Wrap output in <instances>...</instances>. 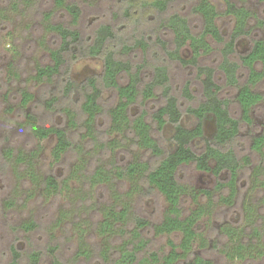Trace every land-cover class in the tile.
<instances>
[{"label":"trees","instance_id":"obj_1","mask_svg":"<svg viewBox=\"0 0 264 264\" xmlns=\"http://www.w3.org/2000/svg\"><path fill=\"white\" fill-rule=\"evenodd\" d=\"M56 1L59 7L69 13L73 23L77 24L82 13L79 4L66 0ZM138 1L140 4L134 11L138 18L144 13L151 14L146 9L164 12L171 2V0ZM126 3L124 13L133 18L134 15L132 16L130 11L136 2L126 0ZM191 11L201 19L199 33L194 32L188 15L176 11L161 19L163 27L172 34V48L167 47L166 42L159 39L168 60L191 65L200 79L202 101L196 106H187L184 111L178 96L174 93L168 65H155L150 79L145 82L141 75L143 65L135 67L129 60L117 57L116 44L121 43L122 37L112 25H100L93 35L86 39L77 28L60 23L49 24V29L56 32L59 43L57 48L50 50V63L37 67L35 78L38 81H52L61 75L64 67L67 66L66 70H70L73 63L83 58H101L103 61L101 73L88 76L80 82L69 75V70L66 71L68 74L62 89L64 99L69 102L72 98L81 96L78 109L75 110L70 105L63 107L70 126L84 127L88 132V138L93 142L94 150L101 148L115 155L109 167L99 163L91 168L90 173H86L88 163L82 164L83 166H76L71 175L79 180L84 178L83 181H87L91 187L97 185L112 187L116 200L101 208L102 219L95 228V233L103 238L98 249L103 264H214L211 259L195 253L198 244L203 249L209 246L208 239L203 236L198 222L204 215L212 212L218 201L230 206L235 205L234 198L241 172H245L252 163L250 155L240 157L234 148V143L241 135L243 123L250 128V149L257 154L263 152L264 121L257 124L252 112L258 110L264 101V92L258 89L264 80V39H252L249 49L240 53L238 59L235 58L238 54V41L251 32L248 28L251 11L245 6L226 0V10L223 13L234 20V27L227 38L217 21L221 13L211 0H197ZM209 37L221 44L217 68L200 61L201 57L208 56L214 51ZM186 44L192 49L190 58H185L181 54V49ZM136 45L148 47L141 38L136 39L133 46ZM124 46L125 49L133 47L126 43ZM217 71L223 77V84L217 80ZM126 75L127 81L122 83L121 78ZM107 90L113 92L116 102L105 112L102 99ZM223 91L235 93L241 112L240 118L231 113L230 99L223 97ZM21 95V106L27 107L34 95L27 90H22ZM182 95L188 100L195 98L190 82L183 86ZM157 96H161L163 103L153 111L151 115L153 122L148 120L146 110L132 113V107L139 99L145 102ZM59 100V97H54L48 105L54 108ZM79 112L83 115L80 123ZM101 116L107 118L108 132L119 133L121 139L113 137L99 141L97 121ZM184 120L191 121L192 124H185ZM207 121L214 123L211 135L205 132ZM25 122L33 135L40 140L56 135L57 143L52 150L56 161L62 159L73 147L69 129L58 125H42L38 117L29 112H25ZM168 124L174 126V132L171 135L172 148L166 151L160 140L155 137L154 131L156 129L163 132ZM198 141L203 144L201 151L196 150ZM128 145L157 159L153 161L139 155L120 165L117 163L116 153L118 149L126 150L125 147ZM5 155L9 162L14 160L17 164L23 165L24 170L33 176V180L39 181L48 195H56L69 186L68 178L60 180L54 175L38 177L36 169L33 168L36 151L30 153L19 151L16 154L9 149ZM262 163L253 169V174L263 184ZM187 166H193L200 171H212L217 177L216 189L227 190L229 194L216 199L212 190L202 189L200 195H204L208 202L199 204L186 213L183 203L186 198L196 195L192 185L180 180V171ZM116 181L128 182L129 190L125 193L117 190ZM154 191H157L166 203L165 210L156 223L135 211L138 198L153 194ZM246 209L250 213L253 208L248 206ZM130 223L134 224L131 230L127 228ZM37 227L38 224L34 220L21 226L28 232ZM146 229L154 231L156 235L179 233L181 239L179 242L169 239L170 249L163 254L157 250H147L149 241L143 236V230ZM127 235L130 237L121 245L115 244L116 238H125ZM263 236L264 230L257 220L250 219L243 228L226 225L222 228V238L226 240L222 252L228 260L236 258L243 261L256 260L264 256ZM10 250L11 259L8 264H21L23 256L21 250L16 245L11 246ZM48 251L52 257V264H64L56 253V247H49ZM81 253L90 258L92 250L85 244ZM41 258L42 251L33 250L28 254V264H40Z\"/></svg>","mask_w":264,"mask_h":264},{"label":"rangeland","instance_id":"obj_2","mask_svg":"<svg viewBox=\"0 0 264 264\" xmlns=\"http://www.w3.org/2000/svg\"><path fill=\"white\" fill-rule=\"evenodd\" d=\"M75 2L81 7L82 13L77 24L65 9L59 7L56 0H0V264H8L11 259V246L16 245L22 252L21 264H28V254L33 250L42 251L40 264H52L49 247H56V253L64 264H103L98 255L99 245L103 242L102 236L95 233L97 223L102 219L101 208L116 200L109 185L91 187L87 181L72 177L76 166L87 164L86 173L99 163L109 164L115 158L105 149L94 150L93 142L88 138V132L84 127H71L64 106L78 109L81 96L72 98L69 102L62 95L63 82L68 70L63 68L61 75L52 81H38L35 78L39 65L49 64L50 50L57 48L59 39L56 32L49 29V24H64L79 29L87 39L102 24H110L121 35V43L116 44L118 58L129 60L135 67L143 65L141 75L145 82L150 79L153 67L158 64L168 65L171 84L174 93L178 96L180 106L184 111L187 106H196L202 101L200 79L196 70L191 65H183L179 61L168 60L165 49L159 39L166 42L167 47L172 48L173 39L171 32L163 27L161 19L179 11L188 15L191 19L194 32L201 31V19L192 13V5L197 0H171L168 9L164 12L146 11L149 15L140 16L134 12L140 1L135 0V7L131 8L133 18L124 13L126 0H66ZM138 1V2H137ZM221 15L218 25L227 38L234 27V20L223 12L226 10V0H211ZM232 2L247 7L252 15L248 23L251 30L248 36L242 37L237 43L239 54L247 51L252 39H264V0H231ZM143 39L148 47L135 45L136 39ZM214 51L208 56L201 57L200 61L217 68L220 61L221 44L210 37ZM125 43L133 46L125 49ZM185 58L192 56V49L186 44L181 49ZM69 75L76 81H83L88 76L99 74L103 71L101 58H83L71 65ZM244 79V78H243ZM217 80L224 83L221 73L217 71ZM127 81V75L121 78V82ZM191 83L195 98L188 100L182 95V88ZM258 89L264 92V80ZM27 90L34 95L27 107L21 106V91ZM223 97L230 99L231 113L241 117L239 105L234 92L223 91ZM54 97L59 101L54 108L48 102ZM116 102L112 91H105L102 99L105 112ZM163 99L157 96L154 99L142 102L139 99L132 107V113L147 111L148 120L152 121V113L161 104ZM25 112L36 115L42 125H58L69 129L73 141V147L56 161L52 150L57 143L56 135L45 139L36 138L25 122ZM79 123L83 115L79 112ZM254 121L259 124L264 121V101L258 110L252 112ZM191 125V121L184 120ZM107 118L101 116L97 121V134L99 141H106L113 137L121 139L119 133L108 132ZM214 131V123L207 121L205 132L211 135ZM174 126L168 124L163 132L155 129L154 135L160 140L166 151L171 150V135ZM251 132L249 126L242 124L241 135L234 143L240 157L250 155L252 163L245 172H241L238 190L232 205L218 203L212 208L210 214L204 215L199 220L201 232L208 239L207 248H195V253L205 256L214 264H264V256L256 260L226 259L222 248L226 240L222 238V228L233 225L243 228L251 220L259 221L264 230V183L258 181L253 174V169L260 162L264 166V149L257 154L250 149ZM203 144L197 142L196 150L201 151ZM125 149H118L116 153L117 163L124 165L134 157L143 155L145 159H157L135 147L129 145ZM12 149L17 154L19 151L30 153L36 151L33 159V168L38 177L54 175L60 180L68 178V187L56 194L48 195L39 181L33 180L32 175L24 170L23 165L16 161L9 162L6 159V151ZM91 151V152H90ZM93 152V153H92ZM91 154V155H90ZM263 158V159H261ZM154 161V160H153ZM225 174H223L224 176ZM180 180L195 188V196L186 198L183 203L185 212L195 209L199 204H206L208 199L200 195V190L210 189L215 198L221 195L227 196L229 191L216 189L217 177L212 171H200L193 166H187L180 171ZM263 178V177H261ZM257 179V180H256ZM116 189L122 193L129 190L128 182H115ZM137 197V196H136ZM137 199V198H136ZM245 206H252L249 210ZM166 203L157 192L138 198L135 203V211L148 217L153 223L160 220ZM36 221L38 227L32 231H25L22 224ZM134 224L127 228L131 230ZM143 236L148 239L147 250H157L166 253L170 246L168 240L179 242V233L156 235L154 231L143 230ZM125 238H116L115 244L121 245ZM264 244V236L262 238ZM87 244L92 250V255L87 258L81 253L82 247ZM116 257V254L114 255Z\"/></svg>","mask_w":264,"mask_h":264}]
</instances>
